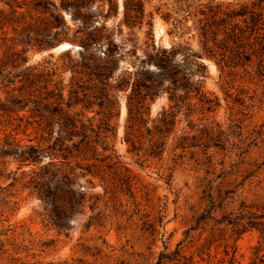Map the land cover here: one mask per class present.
I'll return each mask as SVG.
<instances>
[{
	"label": "rangeland",
	"instance_id": "1",
	"mask_svg": "<svg viewBox=\"0 0 264 264\" xmlns=\"http://www.w3.org/2000/svg\"><path fill=\"white\" fill-rule=\"evenodd\" d=\"M125 1L117 0V16L94 20L92 28L102 27L103 36L96 51L86 53L80 44L63 41L26 53L27 66L55 63L63 84L74 76L77 108L87 107L85 115L94 118V127L113 146L117 167L62 142V148L72 150L69 165L78 157L92 175L79 178L76 189L99 198V210L107 200L108 215L90 218L86 208L63 228L54 226L34 187L47 155L58 162L67 154L54 147L59 126L54 123L49 135L31 106L0 111V264H264V71L258 72L253 60L237 73L195 58L201 54L196 33L172 31V19L180 18L178 0H142L143 23L131 28L120 25ZM0 8L7 12L1 1ZM106 10L107 4L103 14ZM63 15L69 37L79 35L80 23ZM149 19L152 27L146 25ZM13 36L10 26L0 28V58L12 50ZM61 44L70 48L53 51ZM170 49L175 51V87L168 78L157 79L156 95L143 108L137 105L132 125L131 87L155 81L156 51ZM84 57L113 62L107 86L89 83L87 74L95 67L92 62L83 67ZM172 93L175 101H170ZM168 110L175 116L162 138L154 127ZM29 146L44 153L35 165L14 155Z\"/></svg>",
	"mask_w": 264,
	"mask_h": 264
},
{
	"label": "trees",
	"instance_id": "2",
	"mask_svg": "<svg viewBox=\"0 0 264 264\" xmlns=\"http://www.w3.org/2000/svg\"><path fill=\"white\" fill-rule=\"evenodd\" d=\"M0 1L7 7V12L0 8V28L10 26L14 33L9 39L12 50L0 58V111L10 113L31 106L30 111L42 119L49 135L52 134L51 126L58 124L54 147L59 146L61 150L67 151L68 148H62V142H69L73 151L87 150L92 153L93 159H96L94 156H103L117 167L119 162L113 146L102 135L99 126L94 127V118L85 115L84 109L87 107L83 105L80 109L77 108L80 96L74 76L67 84H63L58 79L55 63L44 62L38 66H27L26 56L31 49L41 52L63 41L80 44L86 53L96 51L102 46V27L92 28V24L98 17L106 20L117 16V0ZM105 4L107 10L103 14ZM175 4L180 18L172 19V31L180 36L192 31L196 33L201 54L195 58L205 57L213 60L222 72L228 70L237 73L245 70L247 63L253 60L256 61V70L264 71V0L206 4L178 0ZM63 12L69 13L74 21L80 23L77 31L79 35L69 37L70 29ZM144 16L142 0H126L123 3L120 25L128 28L141 26ZM165 20L168 22V19ZM188 22H191V26L187 25ZM146 25L152 27V19L147 20ZM107 52L108 56L113 54L112 50ZM174 55L175 51L172 49L156 51L155 65L159 73L155 75V81L148 85L144 84V80L136 81L132 85L128 103V121L132 125L139 115L137 105L140 104V108H143L145 101L152 100L156 95L158 85L153 86V83L157 79L168 78L175 87L177 79L176 68L172 62ZM87 62H92L95 67L87 74L89 83L93 86L104 85L114 69L113 62L85 57L81 59L83 67ZM173 95L174 93L170 101H175ZM174 116L172 110L163 111L161 119L157 121L158 126L154 129L162 138L173 124ZM145 130L151 133L150 128L146 127ZM70 137L77 141L72 142ZM70 151L62 155V161L58 162L53 161L54 157L49 153V162L39 168L38 175L41 180L34 187L48 220L59 228H63L64 221L86 208L92 213L90 218L108 215L109 212L107 200L103 201L105 209L99 210V198L82 194L76 189L79 178L92 175L87 165L83 166L76 160L78 157H75L74 166L69 165L71 161L67 156ZM43 154L39 148L33 146L18 149L14 153L20 162L33 165L40 161ZM211 206L212 211L213 203ZM95 211L98 212L95 214Z\"/></svg>",
	"mask_w": 264,
	"mask_h": 264
},
{
	"label": "water",
	"instance_id": "3",
	"mask_svg": "<svg viewBox=\"0 0 264 264\" xmlns=\"http://www.w3.org/2000/svg\"><path fill=\"white\" fill-rule=\"evenodd\" d=\"M68 48H70L69 45H67V44H61V45L55 47V48L53 49V51H54V50H61V49H68Z\"/></svg>",
	"mask_w": 264,
	"mask_h": 264
}]
</instances>
